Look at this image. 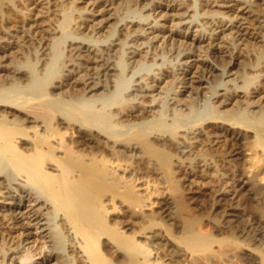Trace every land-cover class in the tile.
Here are the masks:
<instances>
[{
    "label": "bare ground",
    "instance_id": "6f19581e",
    "mask_svg": "<svg viewBox=\"0 0 264 264\" xmlns=\"http://www.w3.org/2000/svg\"><path fill=\"white\" fill-rule=\"evenodd\" d=\"M249 138L255 181L264 0H0V264H264Z\"/></svg>",
    "mask_w": 264,
    "mask_h": 264
},
{
    "label": "rangeland",
    "instance_id": "374dc122",
    "mask_svg": "<svg viewBox=\"0 0 264 264\" xmlns=\"http://www.w3.org/2000/svg\"><path fill=\"white\" fill-rule=\"evenodd\" d=\"M13 5H15L14 7H16V8H20L19 7V5H18V1H15V3L13 4ZM17 5V6H16ZM257 46V45H256ZM250 53V55L253 53V52H249ZM26 54H28V52L26 53ZM252 56V55H251ZM242 59H239V61H237V62H235V64L231 67V73H233L234 74V72H236V73H239V72H241L242 70H243V68L245 67V61L243 60L242 62H240ZM248 60V59H247ZM239 63V64H238ZM243 63H245L244 65H243ZM15 65V63L13 62V63H11L10 65L11 66H14ZM215 64H218L217 62L215 63ZM247 66V65H246ZM237 67V68H236ZM236 69V70H235ZM238 71V72H237ZM211 77H213V76H211ZM216 77V76H215ZM218 76L216 77V78H211L210 80H212L213 81V83H214V81H215V79L216 80H218ZM252 140H251V138H249L248 139V144L246 143L245 144V147L242 145V149H243V152H244V154H245V159H244V161H243V163H241V165L239 166V172H240V174L241 175H244L245 176V178H247V180H250L251 182L253 181L254 182V184L255 183H257L256 185L258 186L259 185V187L261 186V184L263 183V181H264V174L262 173L261 175L260 174H258L257 175V178L258 177H260V178H258L260 181L258 182V179L257 180H255L254 181V179L256 178V175H254V174H256V170H254L255 168H254V166H253V164H252V166H251V163L253 162L252 161V158H251V154H250V152H251V150H249V148L250 149H252L251 148V142ZM204 146H207L206 145V143L204 144V141H203V143H202ZM249 146V147H248ZM207 151H210V150H207ZM250 151V152H249ZM247 153V154H246ZM251 158H249V157ZM248 161V162H247ZM252 161V162H251ZM244 166V167H243ZM251 166V167H250ZM249 167H250V169H249ZM254 169H253V168ZM249 169V170H248ZM252 169L254 170V171H252ZM174 174H175V176L177 177V178H179L178 177V175L174 172ZM251 175V176H250ZM139 176L144 180V181H146V182H148V185H150L151 186V188L154 190V195H152L151 196V199L153 200V197H156V198H158L159 196H164V197H166L167 199H168V201L169 202H172L173 203V205L176 207L177 206V209L180 211V213H178V214H182L183 216H191L192 218H194V220H195V223H196V230L198 231V232H200V233H204V234H212V229H211V224L209 223V221L208 220H206V217H207V210H208V203L207 202H204V204H202V205H205L204 206V210L206 211V212H204V214H203V216L201 215V214H198V212L196 211L197 210V208L199 207V204L198 205H193V204H191V202L187 199L190 195H189V191L187 190V188H189V187H192V185L190 186L189 185V187L187 186V188L186 187H183L182 189H184V190H178V191H173L172 190V188H171V184L169 183V181H167L164 177H163V175L162 174H157V173H155V172H152V171H147V170H144V171H141V173H139ZM254 176H255V178H254ZM248 177H250V178H248ZM261 183V184H260ZM185 185H188L187 183H185ZM199 187V185H196V186H194V188H193V190H200V189H202V186L200 185V189L198 188ZM196 188V189H195ZM261 190L259 189V193H258V202L256 203V204H253L254 206H250V205H247V206H249V208L251 207V209H252V207H254L252 210L254 211V214H255V210H256V213L257 214H255V216L253 215V217L251 216V223H253V222H255V224L257 223V225H259L260 227H262L263 228V226H264V186L262 185L261 187ZM204 190V189H203ZM161 194V195H160ZM158 195V196H157ZM261 203V204H260ZM239 206V205H238ZM241 206H243V207H245L244 206V204H242ZM246 206V208L248 209V210H250L248 207ZM251 210V211H252ZM255 217V218H254ZM257 217V218H256ZM257 219V220H256ZM263 221V222H262ZM261 222V223H260ZM261 224V225H260ZM254 226H256V225H254ZM261 228V231L262 232H264V229H262ZM36 234H37V236H38V231H36ZM264 234V233H263ZM37 239L39 240V237H37ZM37 240V241H38ZM35 242L34 244L35 245H38L39 244V242ZM252 241H250V243H251ZM38 243V244H37ZM248 243V242H247ZM248 243L247 245H249L248 247H250V248H253L254 247V244L253 243ZM1 246H4L3 244H2V242H0V247ZM260 247V246H259ZM257 247V248H254V253L256 252V255H257V257L259 256V258H264V244H263V246L262 247ZM255 249H257V250H255ZM213 251H214V249H213ZM215 256L216 257H214V259H215V261H213V263H215V264H218L220 261L217 259V256H219V251L218 250H216V252H215ZM213 257V256H212ZM36 258V259H35ZM35 258H33V259H31V262H33V261H36V260H38L37 258L38 257H35ZM186 259H188V261L187 262H190L189 261V257L188 258H186ZM213 259V258H212ZM213 259V260H214ZM23 264V263H22ZM220 264V263H219Z\"/></svg>",
    "mask_w": 264,
    "mask_h": 264
}]
</instances>
